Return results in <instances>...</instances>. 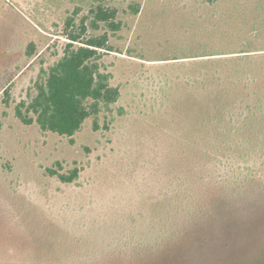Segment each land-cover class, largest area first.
Listing matches in <instances>:
<instances>
[{
    "label": "rangeland",
    "instance_id": "374dc122",
    "mask_svg": "<svg viewBox=\"0 0 264 264\" xmlns=\"http://www.w3.org/2000/svg\"><path fill=\"white\" fill-rule=\"evenodd\" d=\"M137 1L134 15L129 0H112L122 28L100 59L120 98L71 141L22 123L15 106L63 55L76 1L0 0V264H264V170L220 197L201 136L190 134L187 104L198 86L188 79L201 68L175 59L200 53L201 38L217 39L213 16L223 7ZM226 29L218 38L236 34ZM252 103L244 96L232 106L237 123ZM218 153L230 177L239 159ZM75 167L71 183L47 171Z\"/></svg>",
    "mask_w": 264,
    "mask_h": 264
},
{
    "label": "trees",
    "instance_id": "16d2710c",
    "mask_svg": "<svg viewBox=\"0 0 264 264\" xmlns=\"http://www.w3.org/2000/svg\"><path fill=\"white\" fill-rule=\"evenodd\" d=\"M74 1L75 8L65 19L68 41L63 55L48 69H41L34 83L35 93L15 106V115L22 123H36L42 131L68 136L71 141L88 118L93 117L97 127L101 113L113 111L121 95L100 62L102 53L112 50L111 34L122 28L119 8L112 0ZM218 4L223 9L220 16H213L218 19L213 30L220 34L226 28H235L236 34L222 38L216 34L218 40L201 38L200 53L175 59L192 58L186 61L201 68L197 79H188L192 87L198 86L187 104L190 134L198 131L201 136L197 142L201 145V161L204 157L211 165L216 177L211 183L222 197L237 185L244 187L264 170V0L255 4L250 0H215ZM84 6L87 13L82 14ZM127 7L137 15L141 3L129 0ZM102 28L99 34L88 32ZM244 96H252L253 103L237 123L231 108ZM254 142L259 143V149L253 147ZM219 148L235 152L239 159L238 165L225 170L231 172L230 177L222 178ZM259 151L260 159L253 161V154ZM47 171L64 183L75 181L80 174L78 167L69 172ZM206 177L201 176L202 182ZM186 189L193 190L189 184Z\"/></svg>",
    "mask_w": 264,
    "mask_h": 264
}]
</instances>
